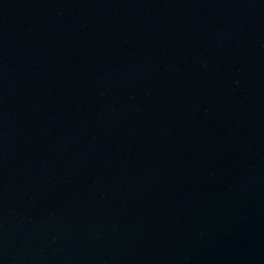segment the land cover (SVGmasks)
<instances>
[{
    "label": "water",
    "instance_id": "water-1",
    "mask_svg": "<svg viewBox=\"0 0 264 264\" xmlns=\"http://www.w3.org/2000/svg\"><path fill=\"white\" fill-rule=\"evenodd\" d=\"M0 264H264V0H0Z\"/></svg>",
    "mask_w": 264,
    "mask_h": 264
}]
</instances>
